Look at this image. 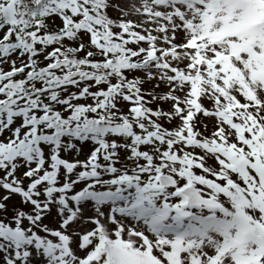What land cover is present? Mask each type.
<instances>
[{"label": "snow or ice", "instance_id": "snow-or-ice-1", "mask_svg": "<svg viewBox=\"0 0 264 264\" xmlns=\"http://www.w3.org/2000/svg\"><path fill=\"white\" fill-rule=\"evenodd\" d=\"M0 137V264H264V0H0Z\"/></svg>", "mask_w": 264, "mask_h": 264}, {"label": "rangeland", "instance_id": "rangeland-1", "mask_svg": "<svg viewBox=\"0 0 264 264\" xmlns=\"http://www.w3.org/2000/svg\"><path fill=\"white\" fill-rule=\"evenodd\" d=\"M125 2L129 5V7H131L132 5L139 6L140 3L142 2V0H125ZM109 15L115 16L117 14L110 11L109 12ZM127 18L128 19H131V20H133L134 22H137V23L141 22L143 19H146V18L140 17V16H138L136 14H131ZM57 23H59V21H57ZM146 27L153 28V27H155V25H153V24H147ZM137 31H142V30L141 29H137ZM153 34H156V33H153ZM139 46L147 47V45L146 44H143V43L141 45H139ZM164 46L165 45H163V44H158V47H164ZM129 47L136 48L137 45H134L133 44V45H129ZM49 50H51V49H49ZM81 55H83V53H81ZM93 59H100V57H94ZM4 70H8V65H4ZM138 75H143V74L142 73H138ZM113 82H115V81H113ZM88 83H91V82H88ZM153 83H155V82H153ZM81 86H83V85H81ZM100 87L103 88L105 86L104 85H101ZM145 87L146 88H150L151 85H145ZM91 90L92 91H96L97 89L96 88H92ZM71 91H78V89L69 88V92H71ZM157 91L164 92V91H167V89L162 86ZM91 102H92L91 99L75 101V103H82V104L91 103ZM205 104L207 106V101H205ZM157 106L158 105L155 104V103L152 104V105H150V107H152L154 109ZM159 106L162 107L166 111L171 107V105L169 103H161ZM126 110L127 109L125 107V111ZM201 119H202V117H201ZM161 123L164 125L165 128L173 129V128L177 127L179 121L178 120H173L171 122L161 121ZM205 123H207L206 120H205ZM197 127H198L199 130L204 131L203 127L199 123L197 124ZM209 127L211 129V125ZM208 134H209L208 132L205 133V135H208ZM0 139H2V137H0ZM91 148H92V145L91 144L85 145L83 147V150H82V152L80 153L79 156L66 155L64 153H61V155H62L63 158L68 159V160L79 159V160L83 161V160H85L87 158V155L90 153ZM121 155H122V159H123V155L124 154L122 153ZM117 167H120V165H117ZM23 170L24 169H18L17 175L20 176L22 174V171ZM197 172H199V170H197ZM2 175H3V173L0 172V176H2ZM61 182H62V178H61ZM25 183H27V180H25ZM0 193H2V190H0ZM12 205H18L20 207H23L25 211H29L30 210V206L20 205V198L18 196L12 197V199L9 201V207L10 208L12 207ZM8 216H9V218L11 217V212L8 214ZM5 222H8V221L6 220ZM24 223H25V226L27 227L28 226V222L25 221ZM43 223L44 224H47L50 229H56V228H58V223H57L55 217H51V216L45 217L44 220H43ZM86 227H89L90 228L91 226L90 225H87ZM39 234L42 235V236L45 235V233H43V232H40ZM48 238L55 240V238H52V237H48ZM80 254H82V253H80ZM34 264H35V261H34ZM41 264H43V261H41Z\"/></svg>", "mask_w": 264, "mask_h": 264}]
</instances>
